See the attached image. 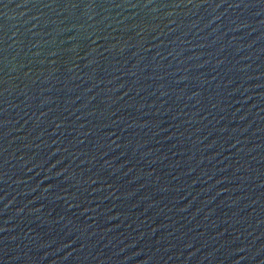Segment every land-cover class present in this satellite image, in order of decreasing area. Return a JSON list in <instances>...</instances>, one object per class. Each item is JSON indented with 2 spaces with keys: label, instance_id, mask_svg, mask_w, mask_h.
Wrapping results in <instances>:
<instances>
[{
  "label": "water",
  "instance_id": "1",
  "mask_svg": "<svg viewBox=\"0 0 264 264\" xmlns=\"http://www.w3.org/2000/svg\"><path fill=\"white\" fill-rule=\"evenodd\" d=\"M0 264H264V0H0Z\"/></svg>",
  "mask_w": 264,
  "mask_h": 264
}]
</instances>
